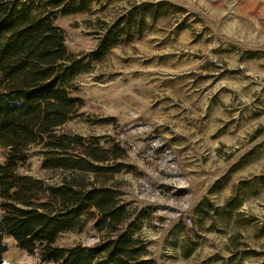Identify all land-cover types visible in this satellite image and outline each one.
<instances>
[{
    "label": "rangeland",
    "instance_id": "rangeland-1",
    "mask_svg": "<svg viewBox=\"0 0 264 264\" xmlns=\"http://www.w3.org/2000/svg\"><path fill=\"white\" fill-rule=\"evenodd\" d=\"M150 1L158 0H94L55 23L70 51L88 52L103 24ZM167 1L141 36L75 75L71 95L83 104L57 131L120 143L133 167L98 178L115 182L156 264H262L264 132L252 134L264 126V0ZM8 152L0 145V163ZM26 153L19 172L60 176L39 145ZM100 234L87 221L58 242ZM2 243L0 264H52L7 233Z\"/></svg>",
    "mask_w": 264,
    "mask_h": 264
},
{
    "label": "trees",
    "instance_id": "trees-1",
    "mask_svg": "<svg viewBox=\"0 0 264 264\" xmlns=\"http://www.w3.org/2000/svg\"><path fill=\"white\" fill-rule=\"evenodd\" d=\"M93 1L0 0V145L9 148L0 163V263L7 233L21 247L37 248L40 259L52 264H156L146 241L135 233L137 217L115 182L98 178L133 167L122 160L120 143L105 146L96 136L57 128L80 113L82 99L71 95L75 75L116 44L141 36L146 16L155 20L169 2H144L121 11L103 24L95 47L74 53L55 19L89 11ZM262 132L264 126L252 137ZM31 144L39 145L44 166L61 170L56 180L17 170ZM230 205L227 200L224 206ZM87 221L101 231L95 242H58L61 232L81 229Z\"/></svg>",
    "mask_w": 264,
    "mask_h": 264
}]
</instances>
